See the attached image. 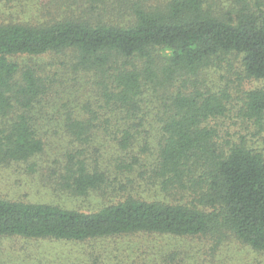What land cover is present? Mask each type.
<instances>
[{
    "label": "trees",
    "instance_id": "trees-1",
    "mask_svg": "<svg viewBox=\"0 0 264 264\" xmlns=\"http://www.w3.org/2000/svg\"><path fill=\"white\" fill-rule=\"evenodd\" d=\"M0 8V164L42 154V105L66 85L59 76L85 74L95 101L65 115L63 188L87 196L109 184L93 156L101 134L119 151L115 173L142 167L170 200L129 196L85 214L0 198V238L112 244L83 264H219L234 244L264 255L263 150L222 134L238 110L264 133V86L241 91L237 103L231 92L264 81V0H0ZM11 9L23 16L4 20ZM214 70L236 80L218 87Z\"/></svg>",
    "mask_w": 264,
    "mask_h": 264
},
{
    "label": "rangeland",
    "instance_id": "rangeland-1",
    "mask_svg": "<svg viewBox=\"0 0 264 264\" xmlns=\"http://www.w3.org/2000/svg\"><path fill=\"white\" fill-rule=\"evenodd\" d=\"M15 5L16 1L10 6ZM9 12L3 16L6 21L17 20L16 18L22 14L21 9H11ZM52 60L45 58L42 61L48 64L50 69ZM208 75L212 84L218 87L229 85L230 81L236 80L235 75L223 80L222 73L215 70ZM62 77L66 79V85L56 84L48 98L49 103L42 105L44 111L37 116V127L45 141L44 151L28 163L0 164V198L24 203H46L85 214L95 213L102 207L129 196L142 197L149 202H170L168 195L161 190L159 182L151 180L144 168L139 167L141 168H138L139 173H132L127 177V172L115 173L114 162L119 156V151L111 138H105L101 134L97 135L94 146L97 150L93 156L98 158L103 169L108 171L109 184L99 191L90 192L87 196H77L63 188L60 176L65 165V156L72 147L71 135L65 127V115L69 111L73 114L82 113L84 106L95 101V95L91 91L88 75H70L71 79H68L65 74L58 78ZM260 86H264V81L244 83L240 87L242 89L238 88V83H234L231 92L237 103L242 97L241 91ZM238 112L239 110L232 113L230 119L223 122L222 134L228 131L234 141H239L241 136L246 137L252 147L262 149L264 153V133L256 136L254 126L240 118ZM111 246L109 242L76 244L51 240L0 238V264H83L92 253L111 249ZM218 259L219 264H264V255L237 244L226 249L224 256Z\"/></svg>",
    "mask_w": 264,
    "mask_h": 264
}]
</instances>
